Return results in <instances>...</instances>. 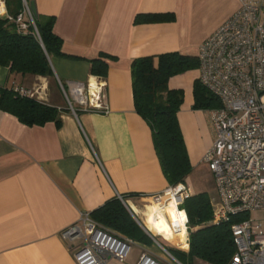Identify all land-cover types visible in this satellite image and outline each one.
Returning <instances> with one entry per match:
<instances>
[{
	"label": "crops",
	"instance_id": "crops-1",
	"mask_svg": "<svg viewBox=\"0 0 264 264\" xmlns=\"http://www.w3.org/2000/svg\"><path fill=\"white\" fill-rule=\"evenodd\" d=\"M33 1L37 14L54 17L62 55L49 57L51 77L9 73L0 66V86L43 87L47 103L58 109L59 124L26 125L0 110V264H76L73 250L83 238L63 239L61 231L116 196H126L125 206L145 237L133 240L124 260L107 257L106 264H136L144 252L161 264H176L161 246L177 261L173 250L188 251L189 245L176 246L184 242L183 218L175 205L158 211L148 198L169 183L151 128L135 111L130 66L135 58L172 51L196 56L199 44L235 12L238 1ZM146 13H172L174 19L133 22ZM96 58L107 63L104 76L90 72ZM197 76L198 68L190 69L167 85L183 91L177 118L192 170L211 174L202 161L213 140L209 109L193 108ZM68 81H101L108 111L66 109L59 82L67 87ZM211 179L215 188L212 174ZM173 226L177 233H170Z\"/></svg>",
	"mask_w": 264,
	"mask_h": 264
},
{
	"label": "built area",
	"instance_id": "built-area-1",
	"mask_svg": "<svg viewBox=\"0 0 264 264\" xmlns=\"http://www.w3.org/2000/svg\"><path fill=\"white\" fill-rule=\"evenodd\" d=\"M22 1V12L12 16L6 0H0V18L14 22L21 32L31 25L36 33L29 4ZM237 1L235 12L199 44L196 55L197 79L220 101L219 107L208 110L213 140L202 161L212 174L218 196L217 207L213 208L210 201L209 223L235 218L230 223L235 251L227 264H264L263 224L250 218L238 220L253 210H264V0ZM59 86L65 108L73 114L78 108L108 111L101 81H68L67 87L59 82ZM43 90L41 86L13 87L20 96L47 102ZM191 195L185 181L148 197L158 211L163 212L165 206L173 203L182 212L185 237L184 242L176 243L179 249L189 245L188 217L182 204ZM117 197L125 204L121 196ZM173 227L170 233H177ZM61 237L83 238L73 250L76 264H106L107 257L122 261L133 243L98 224L88 212H84L80 223L64 228ZM161 248L176 264H182ZM136 264L161 263L144 252Z\"/></svg>",
	"mask_w": 264,
	"mask_h": 264
},
{
	"label": "trees",
	"instance_id": "trees-1",
	"mask_svg": "<svg viewBox=\"0 0 264 264\" xmlns=\"http://www.w3.org/2000/svg\"><path fill=\"white\" fill-rule=\"evenodd\" d=\"M26 1L29 4L30 0ZM6 4L12 16H17L23 10L22 0H6ZM32 17L37 34L31 25L21 32L17 30L14 22L0 18V66L6 67L9 73L51 77L53 70L49 57L62 55V40L53 32V16L37 14ZM173 19L172 13H146L137 14L133 22ZM101 56L113 58L106 54ZM90 63L91 74H106L107 63L102 59H92ZM197 67L196 56L176 51L135 58L130 66L135 111L151 128L154 149L169 185L185 182L192 166L177 118L183 101V91L179 88H169L167 83L170 77ZM13 87L0 86V110L14 115L26 125H41L47 121L59 124L56 106L35 98L20 96L13 91ZM192 93L195 109L220 106L218 98L198 79L193 81ZM121 197L125 200L126 196ZM182 208L188 217L189 248L187 252L173 250L174 256L185 264H192L195 259L208 264H227L235 251L230 230V223L235 218L230 222L209 223L212 210L205 191L185 199ZM179 214L184 219L182 212ZM89 215L101 226L132 240L145 237L125 204L117 196L89 212Z\"/></svg>",
	"mask_w": 264,
	"mask_h": 264
},
{
	"label": "rangeland",
	"instance_id": "rangeland-1",
	"mask_svg": "<svg viewBox=\"0 0 264 264\" xmlns=\"http://www.w3.org/2000/svg\"><path fill=\"white\" fill-rule=\"evenodd\" d=\"M24 17L26 20L28 19L27 14H25ZM63 101L65 102L64 98H63ZM65 103H64V106H65ZM189 174L190 176L188 178L187 184L189 185L191 193L193 192L198 193L201 191L207 192L209 199L211 201L212 207L213 208L217 207L218 196L212 184L211 174L206 169H201V168L191 170ZM166 207H164L163 212L167 213ZM247 218H250L251 220L255 222H261L264 227V210H253L249 214L243 215L242 217L238 218V220L247 219Z\"/></svg>",
	"mask_w": 264,
	"mask_h": 264
},
{
	"label": "water",
	"instance_id": "water-1",
	"mask_svg": "<svg viewBox=\"0 0 264 264\" xmlns=\"http://www.w3.org/2000/svg\"><path fill=\"white\" fill-rule=\"evenodd\" d=\"M29 8H30V12L33 16L37 15L36 9H35V4L33 0L29 1Z\"/></svg>",
	"mask_w": 264,
	"mask_h": 264
},
{
	"label": "bare ground",
	"instance_id": "bare-ground-1",
	"mask_svg": "<svg viewBox=\"0 0 264 264\" xmlns=\"http://www.w3.org/2000/svg\"><path fill=\"white\" fill-rule=\"evenodd\" d=\"M171 204H173V203H171ZM171 204H170V205H171ZM170 205H168V206H170ZM173 205H174V204H173ZM165 207H166V206H165Z\"/></svg>",
	"mask_w": 264,
	"mask_h": 264
}]
</instances>
